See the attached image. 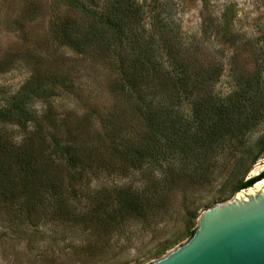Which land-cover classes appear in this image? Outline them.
<instances>
[{"label":"trees","instance_id":"trees-1","mask_svg":"<svg viewBox=\"0 0 264 264\" xmlns=\"http://www.w3.org/2000/svg\"><path fill=\"white\" fill-rule=\"evenodd\" d=\"M58 6L60 13L50 24L57 42L70 46L86 64L112 72L111 90L114 97L121 96L119 104L93 109L103 129L95 134L103 137L105 133L123 163L141 172L139 183L127 181L117 190L119 208L114 212L148 209L157 219L169 211L174 192L198 180L220 178L228 162L232 168L224 188L229 192L216 196L214 203L232 198L264 177L262 171L246 178L251 166L264 157V143L255 153L248 142V133L264 122V27L243 41L229 22L217 25L204 19L201 34L216 30V34L229 35L228 43L235 50L231 57L236 88L220 96L213 89L222 70L207 65L198 38L182 35L181 25L171 16L166 2L58 0ZM242 44L253 60L251 68L235 61ZM62 70L41 80L34 77L0 104V183H4L1 178L12 177L8 175L10 163L21 166L31 187L23 209L36 215L44 212L40 207L46 199L36 179L49 176L47 166H60L67 173L75 172L79 164L101 166L99 146L89 143L91 132L82 134L69 127L67 118L61 119L55 121V127L62 136L53 133L50 144L43 134L44 125L49 128L44 123L45 114L40 118L32 110L34 99L47 85H64L72 92L75 78ZM128 115L145 123L144 129L133 132ZM8 125L25 131L23 138L16 140L10 135L5 130ZM123 135L127 136L123 139ZM120 137L121 142L117 140ZM225 153L234 154L233 158L228 161ZM41 166L45 169L39 173ZM18 178L24 179L21 174ZM6 189L2 186L0 193ZM6 195L1 197L6 202L3 204L11 206ZM96 207L95 214L102 208ZM197 216V208L186 210L181 235L159 246L156 255L166 254L181 236L190 239L197 228Z\"/></svg>","mask_w":264,"mask_h":264},{"label":"rangeland","instance_id":"rangeland-1","mask_svg":"<svg viewBox=\"0 0 264 264\" xmlns=\"http://www.w3.org/2000/svg\"><path fill=\"white\" fill-rule=\"evenodd\" d=\"M160 1L166 2L185 38L196 37L201 41L207 65L222 70L214 92L223 96L234 90L231 57L234 46L228 43L229 35L216 34V30L203 36L204 19L205 22L211 19L217 25L229 22L233 33L245 41L258 35L264 27V0ZM58 7V0H0V104L34 77L41 80L63 68L62 71L75 78L72 92L66 91L64 85H47L34 99L32 110L40 118L45 114L44 123L49 128L44 125L43 134L50 144H53V133L62 136L55 127V121L61 119L67 118L69 127L82 134L91 132L93 139H89V143L99 146L101 166L79 164L72 173L64 172L57 165L47 166L49 176L39 174L41 178L36 179L37 188L44 191L43 198H46L40 207L44 212L36 215L23 209L31 189L28 177L24 176L28 173L10 163L8 175L12 177L1 178L4 183H0V188H7L3 193L11 200V206L3 204V193H0V264H150L164 255H156L159 246L181 235L186 210L197 208L194 225L198 226L204 210L224 202L214 203L213 200L228 194L224 179L230 175L232 164L228 162L220 178L198 180L174 192L169 211L161 214L162 219H155L148 209L114 212L119 208L115 202L117 190L127 181L139 183L141 172H134L123 163L122 155L114 152L105 133L103 137L95 134L103 129L93 109L119 104L121 96L114 97L111 90L112 72L102 66L86 64L70 46L57 42L50 24L54 15L60 13ZM248 52L247 46L242 44L235 61L251 68L253 60ZM127 123L133 127V132L145 127V123L130 115ZM254 129L248 133V142L256 153L264 143V122ZM5 130L16 140H21L25 134L14 125L6 126ZM131 135L130 132L128 136ZM117 140L121 142L122 138ZM233 155L225 153L228 161ZM43 169L45 166H41L39 173ZM262 171L263 156L251 166L246 178ZM20 174L24 179L18 178ZM51 198L56 200L52 202ZM99 205L102 208L95 214ZM187 240V236H181L171 248Z\"/></svg>","mask_w":264,"mask_h":264},{"label":"water","instance_id":"water-1","mask_svg":"<svg viewBox=\"0 0 264 264\" xmlns=\"http://www.w3.org/2000/svg\"><path fill=\"white\" fill-rule=\"evenodd\" d=\"M257 182L204 210L194 235L150 264H264V182Z\"/></svg>","mask_w":264,"mask_h":264},{"label":"bare ground","instance_id":"bare-ground-1","mask_svg":"<svg viewBox=\"0 0 264 264\" xmlns=\"http://www.w3.org/2000/svg\"><path fill=\"white\" fill-rule=\"evenodd\" d=\"M264 182V179H262L261 181L257 182V185L261 184Z\"/></svg>","mask_w":264,"mask_h":264}]
</instances>
